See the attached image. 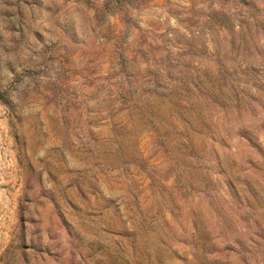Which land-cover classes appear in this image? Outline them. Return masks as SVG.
Segmentation results:
<instances>
[{
  "label": "rangeland",
  "instance_id": "1",
  "mask_svg": "<svg viewBox=\"0 0 264 264\" xmlns=\"http://www.w3.org/2000/svg\"><path fill=\"white\" fill-rule=\"evenodd\" d=\"M0 264H264V0H0Z\"/></svg>",
  "mask_w": 264,
  "mask_h": 264
}]
</instances>
